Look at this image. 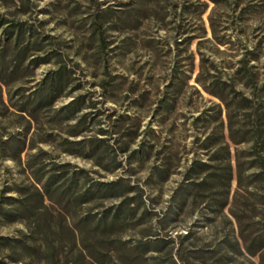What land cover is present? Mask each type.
Listing matches in <instances>:
<instances>
[{
  "label": "rangeland",
  "instance_id": "374dc122",
  "mask_svg": "<svg viewBox=\"0 0 264 264\" xmlns=\"http://www.w3.org/2000/svg\"><path fill=\"white\" fill-rule=\"evenodd\" d=\"M0 20V264H264V0H0ZM123 201L90 258L78 220Z\"/></svg>",
  "mask_w": 264,
  "mask_h": 264
},
{
  "label": "trees",
  "instance_id": "16d2710c",
  "mask_svg": "<svg viewBox=\"0 0 264 264\" xmlns=\"http://www.w3.org/2000/svg\"><path fill=\"white\" fill-rule=\"evenodd\" d=\"M2 20H0L1 22ZM261 162L264 163V157H261ZM231 179V171L228 169L227 172H220L215 174L213 180L214 185H219L224 183V181H229ZM212 180V181H213ZM122 179H117L114 181H109L101 184V188H90L86 190L84 195L87 197L93 196L94 193L100 192L106 197H120L127 193V188L121 186ZM202 185L206 184V182H201ZM56 191V189H53ZM51 190V191H53ZM47 192V190H45ZM61 193L64 191L60 190ZM86 199V197H84ZM87 201V200H86ZM83 201V202H86ZM118 207L111 216H103L102 218H94L90 214H86L78 220L79 225L76 226L75 230L79 236V243L83 250H86L87 255L91 258V253L89 251L95 250L97 243V237L110 236L111 229L115 226V224L120 223V221L125 220L128 216L132 215L134 212V207L130 206L127 201H123L121 205ZM143 245H148V243L144 242ZM250 253H256L258 251L248 250ZM93 259V258H92Z\"/></svg>",
  "mask_w": 264,
  "mask_h": 264
}]
</instances>
